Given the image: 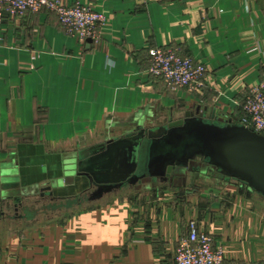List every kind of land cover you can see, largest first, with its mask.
I'll return each mask as SVG.
<instances>
[{
    "label": "crops",
    "instance_id": "0c3cea01",
    "mask_svg": "<svg viewBox=\"0 0 264 264\" xmlns=\"http://www.w3.org/2000/svg\"><path fill=\"white\" fill-rule=\"evenodd\" d=\"M61 1L106 15L99 44L67 35L49 10L0 29V180L30 192L0 205V264H177L193 220L225 264H264V200L236 180L192 173L88 200L90 181L67 178L113 141L188 112L243 116L264 76V0ZM168 46L206 67L201 91L150 73V49Z\"/></svg>",
    "mask_w": 264,
    "mask_h": 264
},
{
    "label": "water",
    "instance_id": "95a60500",
    "mask_svg": "<svg viewBox=\"0 0 264 264\" xmlns=\"http://www.w3.org/2000/svg\"><path fill=\"white\" fill-rule=\"evenodd\" d=\"M111 144L88 167L77 163L72 173L95 187L88 200L127 186L186 184L190 173L236 180L264 200V135L234 118L188 112L183 119ZM28 194L19 183L0 180L1 206L10 207L11 200L21 202Z\"/></svg>",
    "mask_w": 264,
    "mask_h": 264
},
{
    "label": "built area",
    "instance_id": "2783aa9c",
    "mask_svg": "<svg viewBox=\"0 0 264 264\" xmlns=\"http://www.w3.org/2000/svg\"><path fill=\"white\" fill-rule=\"evenodd\" d=\"M42 10L54 12L67 35L82 41L91 40L94 44H99L102 40L106 15L93 6L80 2L67 5L61 0H0V29L6 17H23L27 13ZM149 54L150 73L162 79L168 87L193 91L204 88L206 67L192 57L182 55L178 48L154 47ZM108 63L114 64L111 59H108ZM243 112L239 122L264 135V76L247 91ZM225 258V247L215 245L211 234L201 230L197 221H190L187 235L180 239L176 248V263L225 264Z\"/></svg>",
    "mask_w": 264,
    "mask_h": 264
},
{
    "label": "flooded vegetation",
    "instance_id": "af4514ba",
    "mask_svg": "<svg viewBox=\"0 0 264 264\" xmlns=\"http://www.w3.org/2000/svg\"><path fill=\"white\" fill-rule=\"evenodd\" d=\"M166 183H171V182L168 181V182H166ZM173 183H175V182H173ZM91 188H93L92 185L89 186V187H84L82 193H83V195H85V197H87V196L90 195V193L92 192V191L90 190Z\"/></svg>",
    "mask_w": 264,
    "mask_h": 264
},
{
    "label": "rangeland",
    "instance_id": "374dc122",
    "mask_svg": "<svg viewBox=\"0 0 264 264\" xmlns=\"http://www.w3.org/2000/svg\"><path fill=\"white\" fill-rule=\"evenodd\" d=\"M192 173H190V174H188V180H187V184L188 183H194L195 181L194 180H192V175H191ZM210 175H213L212 173L210 174ZM68 176V175H67ZM72 174H71V176L69 175L67 178H68V180L69 181H71L73 178H72ZM130 191H133V190H130ZM70 196V195H69Z\"/></svg>",
    "mask_w": 264,
    "mask_h": 264
},
{
    "label": "trees",
    "instance_id": "16d2710c",
    "mask_svg": "<svg viewBox=\"0 0 264 264\" xmlns=\"http://www.w3.org/2000/svg\"><path fill=\"white\" fill-rule=\"evenodd\" d=\"M235 120L239 121V119H237V118H235ZM212 174H213V173H212ZM240 183H241V182H240ZM241 184H242V183H241ZM242 185L247 186V187L249 188V186L246 185V184H242Z\"/></svg>",
    "mask_w": 264,
    "mask_h": 264
}]
</instances>
